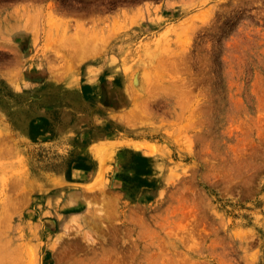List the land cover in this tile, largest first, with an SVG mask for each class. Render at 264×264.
<instances>
[{
    "label": "rangeland",
    "instance_id": "rangeland-1",
    "mask_svg": "<svg viewBox=\"0 0 264 264\" xmlns=\"http://www.w3.org/2000/svg\"><path fill=\"white\" fill-rule=\"evenodd\" d=\"M79 68L80 194L55 120ZM0 264H264V0H0Z\"/></svg>",
    "mask_w": 264,
    "mask_h": 264
},
{
    "label": "crops",
    "instance_id": "crops-1",
    "mask_svg": "<svg viewBox=\"0 0 264 264\" xmlns=\"http://www.w3.org/2000/svg\"><path fill=\"white\" fill-rule=\"evenodd\" d=\"M77 71L74 85H70L67 78L59 85L55 101L57 117L55 118L53 115L46 117V113L49 111L47 106L44 108L46 113H42V116L45 117L37 119L32 130L35 134L34 130L38 129L43 138H49L52 135L49 124L54 120L53 118L57 119V138L63 141L71 139L73 143L72 148L76 155V163L74 164L76 174L73 175L76 180L73 182L76 183V187L80 188L77 191L80 194L84 191L83 187L92 180L91 175L95 173H92V170L95 171L100 166L98 158L92 150L94 144H99V141H96L97 132L95 128L99 112H96V107L93 105L96 102L97 106V99L100 98V83L99 80L82 79V70L79 68ZM80 167H91V169L83 170Z\"/></svg>",
    "mask_w": 264,
    "mask_h": 264
},
{
    "label": "bare ground",
    "instance_id": "bare-ground-1",
    "mask_svg": "<svg viewBox=\"0 0 264 264\" xmlns=\"http://www.w3.org/2000/svg\"><path fill=\"white\" fill-rule=\"evenodd\" d=\"M132 144V143H131ZM131 146H133L134 148H136V149H142V145H140V144H137V143H135V144H133V145H131ZM148 148V147H147ZM148 150H149V148H148Z\"/></svg>",
    "mask_w": 264,
    "mask_h": 264
}]
</instances>
